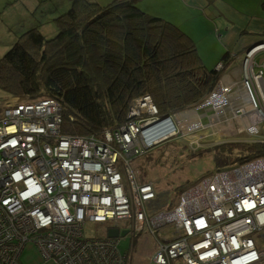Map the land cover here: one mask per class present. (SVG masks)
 Segmentation results:
<instances>
[{
    "label": "built area",
    "instance_id": "built-area-1",
    "mask_svg": "<svg viewBox=\"0 0 264 264\" xmlns=\"http://www.w3.org/2000/svg\"><path fill=\"white\" fill-rule=\"evenodd\" d=\"M263 50L264 43L246 50L241 79L219 78L196 110L180 112L199 116L187 131L150 94L132 101L123 124L99 135L65 132L57 99L0 102V264H23L28 243L46 264H134L110 229L134 237L146 231L154 241L148 264H264V156L208 173L174 205L133 169L135 159L180 131L245 133L264 144V66L255 60ZM90 223H105L107 236L87 235Z\"/></svg>",
    "mask_w": 264,
    "mask_h": 264
},
{
    "label": "trees",
    "instance_id": "trees-1",
    "mask_svg": "<svg viewBox=\"0 0 264 264\" xmlns=\"http://www.w3.org/2000/svg\"><path fill=\"white\" fill-rule=\"evenodd\" d=\"M138 2L43 1L41 16L20 29L0 58V89L10 97L59 100L65 132L78 135L116 129L144 94L165 114L197 106L220 78L217 65H229L235 54L226 51L208 68L185 30ZM49 22L53 35L42 31ZM203 152H211L215 170H221L264 156V144L230 141Z\"/></svg>",
    "mask_w": 264,
    "mask_h": 264
},
{
    "label": "rangeland",
    "instance_id": "rangeland-1",
    "mask_svg": "<svg viewBox=\"0 0 264 264\" xmlns=\"http://www.w3.org/2000/svg\"><path fill=\"white\" fill-rule=\"evenodd\" d=\"M147 2H151V0H139L138 4L142 7V4ZM165 5L176 7L171 0L166 1ZM181 14L185 15L181 16L184 22L173 21V23L180 26L188 34L191 33L187 27L194 31L190 36L196 43L201 58L208 68H215V65L222 59L225 53V49L221 47L222 42L218 36V30H216L217 26L214 23L210 24L213 31L209 32L208 25H198L196 19L187 15L184 10L181 11ZM23 20L24 21L21 20V24L13 28L15 34H18L21 27L27 24V20ZM219 28L220 32H222L224 26H219ZM42 31L47 35H53L55 32L53 23L49 22L43 25ZM15 34L9 32L8 28L6 29L5 39L6 42L9 43L8 49L5 50L3 54H0V58L17 40ZM9 97L10 96L0 89V102ZM193 109L196 110V106L187 110ZM184 111L185 110L176 113L179 114ZM198 113L203 114L204 110L200 109ZM202 121L205 124L208 118L204 117ZM230 141L255 142L251 136H247L245 133L234 137H220V135L218 136L216 133L203 128L189 133L180 131L176 136L157 144L146 155L135 159L133 169L138 179L155 182L159 192L162 193L165 198L168 194L169 204L174 205L179 201V194L183 189L180 185L187 187L190 183L200 180L202 177L215 170L213 154L211 152L204 154L205 151L201 153V150ZM165 198L160 201L162 204H164ZM170 205H168V207ZM106 226L105 223H90L86 226L87 235L93 237L107 236ZM119 239V249L124 254L132 255L134 264H148V257L153 250L154 241L149 237L146 231L141 235L137 234L135 237L132 232H129L125 236H120ZM21 261L23 264H46L38 248L33 243H28L26 245L21 254Z\"/></svg>",
    "mask_w": 264,
    "mask_h": 264
},
{
    "label": "crops",
    "instance_id": "crops-1",
    "mask_svg": "<svg viewBox=\"0 0 264 264\" xmlns=\"http://www.w3.org/2000/svg\"><path fill=\"white\" fill-rule=\"evenodd\" d=\"M43 1L45 0H0V54L8 49L6 29L15 34L13 28L21 24L23 19L27 20V24H24L21 30L26 25L34 24L35 19L41 16V10L38 11V8L41 7L40 4H44ZM96 1L105 5L113 0ZM166 1L168 0H151L142 4L143 8L139 6L144 11L159 14L172 22H184L181 18L185 16L181 14L184 10L187 15L196 19L198 25H208L209 32L213 31L210 24L214 23L222 42V49H225V52L231 51L236 57L229 65L224 64L223 70L219 72L220 78L222 82H228L232 78L241 79V61L245 51L249 46L263 42L261 33H264V0H171L176 7L166 6ZM62 2L65 3L67 0ZM42 6L45 8V4ZM219 26H224L222 32ZM187 29L191 34L194 33L189 27ZM15 35L17 37V34ZM255 60L264 66V50L256 55Z\"/></svg>",
    "mask_w": 264,
    "mask_h": 264
},
{
    "label": "bare ground",
    "instance_id": "bare-ground-1",
    "mask_svg": "<svg viewBox=\"0 0 264 264\" xmlns=\"http://www.w3.org/2000/svg\"><path fill=\"white\" fill-rule=\"evenodd\" d=\"M177 118L179 119L180 124H181V128L184 131H187V129L189 128V126H188L189 121H191L192 124H194L196 126L200 125L199 116L197 115V113L195 111H191L187 114H181L180 113L177 115ZM169 124H171V121H167V125H169ZM167 129H168V132H162L161 134L159 133V135L157 133L154 134L156 136V139L157 140L164 139L166 136H168V133L173 131L175 128L173 126H171V127H164L160 130L165 131ZM171 134H173V132Z\"/></svg>",
    "mask_w": 264,
    "mask_h": 264
},
{
    "label": "water",
    "instance_id": "water-1",
    "mask_svg": "<svg viewBox=\"0 0 264 264\" xmlns=\"http://www.w3.org/2000/svg\"><path fill=\"white\" fill-rule=\"evenodd\" d=\"M262 43H263V42L260 41V42H258V43H256V44H253L252 46H249V47L247 48V51H249V50L252 49L253 47H255V46L259 45V44H262ZM127 233H128L127 230H123V231L120 232L119 229H110V230L108 231V236L111 237V238H113V237L125 236Z\"/></svg>",
    "mask_w": 264,
    "mask_h": 264
}]
</instances>
